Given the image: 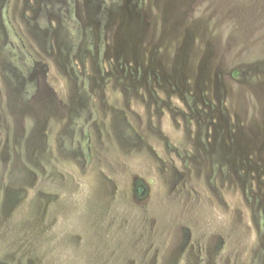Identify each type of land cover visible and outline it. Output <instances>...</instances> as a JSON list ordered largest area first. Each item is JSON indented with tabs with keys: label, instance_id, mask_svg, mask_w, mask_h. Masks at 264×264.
<instances>
[{
	"label": "rangeland",
	"instance_id": "1",
	"mask_svg": "<svg viewBox=\"0 0 264 264\" xmlns=\"http://www.w3.org/2000/svg\"><path fill=\"white\" fill-rule=\"evenodd\" d=\"M0 264H264V0H0Z\"/></svg>",
	"mask_w": 264,
	"mask_h": 264
}]
</instances>
